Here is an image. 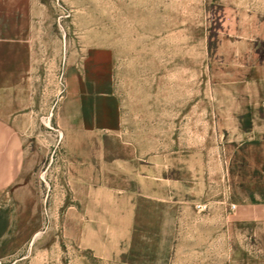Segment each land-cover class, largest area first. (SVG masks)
<instances>
[{"label": "rangeland", "instance_id": "obj_1", "mask_svg": "<svg viewBox=\"0 0 264 264\" xmlns=\"http://www.w3.org/2000/svg\"><path fill=\"white\" fill-rule=\"evenodd\" d=\"M82 70L98 117L112 105L123 120L94 167L69 154L60 115L75 85L95 91ZM0 117L23 168L0 193V264H264V222L235 209L264 203V0H0ZM158 127L166 150L195 149L194 200L135 198L124 238L103 226L122 202L102 211L85 185L137 197L139 177L115 167Z\"/></svg>", "mask_w": 264, "mask_h": 264}, {"label": "crops", "instance_id": "obj_2", "mask_svg": "<svg viewBox=\"0 0 264 264\" xmlns=\"http://www.w3.org/2000/svg\"><path fill=\"white\" fill-rule=\"evenodd\" d=\"M80 72L82 78L84 71ZM81 81L85 86H90L95 91L91 94L81 93V85H75V94L72 95V99L64 97L60 101V115L62 116L63 132L70 150L69 154L93 158L91 164L94 167L97 163L96 158L106 159L108 157L107 138L119 141L123 120L119 108L112 105L106 106L104 118L98 117L97 101L103 95L102 90L97 84L91 83L87 79L82 78ZM50 88L52 91L53 81ZM84 97L91 99L84 104L82 102ZM88 110L91 113L90 117L86 116ZM162 123L164 122H159L158 126ZM10 124L9 120L0 117V193L14 186L23 172L22 141ZM168 133L171 134V132ZM172 134L177 136L176 131ZM166 137L167 130L158 127L157 131H143L139 144H135L133 141L126 142L129 154L124 158V163L119 166L122 172L118 166L115 167V170H117V174H134L139 177L137 197H134L130 191H121L122 188L117 186L101 185L99 182L93 181L86 183L85 187L92 189L91 199L94 200L95 197L100 199L98 206L102 211L105 210L106 200L122 202L117 208H112L115 211L113 216L117 217L115 221L110 218L112 214L103 217L105 218L104 222L106 221V224L103 225L105 229L124 231V238L130 235L133 225H135L136 212L140 213V203L136 204V208L133 205L135 198L139 201H154V203L174 202V205L183 204L186 208L194 200L196 174L194 170H190L189 166L196 160L195 149L189 146L185 151L179 145L173 144L166 150V143H171L170 141L177 143L175 138L167 142ZM174 158L177 160L176 165H174ZM181 160L184 164L188 162L187 168H179L178 162ZM94 171L92 168L93 173ZM130 206H132L131 211ZM235 209L241 220L264 222V203H241Z\"/></svg>", "mask_w": 264, "mask_h": 264}]
</instances>
